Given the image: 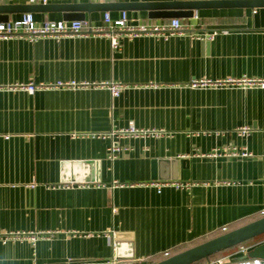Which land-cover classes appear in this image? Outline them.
Returning <instances> with one entry per match:
<instances>
[{
    "label": "crops",
    "instance_id": "obj_1",
    "mask_svg": "<svg viewBox=\"0 0 264 264\" xmlns=\"http://www.w3.org/2000/svg\"><path fill=\"white\" fill-rule=\"evenodd\" d=\"M108 11L114 19L126 11L134 24L174 19L151 18L144 10L137 18L129 10ZM106 12L86 13V20L101 27ZM23 14H12L10 20ZM33 15L37 21L65 20L61 11ZM180 19L195 33H219L212 40L189 32L168 38L123 36L118 49L106 35L93 32L36 41L0 38V229L53 233L35 244H0V264H153L263 217L264 89L191 84L264 78V7L205 8ZM72 80L113 81L126 88L113 97L106 87L49 88L31 94L18 86ZM131 124L166 134L114 139L91 135ZM240 126L254 131L241 137L234 131ZM227 146H246L253 156H202ZM160 158H177L178 179L173 181L194 186L159 191L150 185L152 162ZM65 161H99L101 181L63 182ZM113 231L134 242L135 260L115 259L109 237ZM263 239L214 260H249V251Z\"/></svg>",
    "mask_w": 264,
    "mask_h": 264
},
{
    "label": "built area",
    "instance_id": "obj_2",
    "mask_svg": "<svg viewBox=\"0 0 264 264\" xmlns=\"http://www.w3.org/2000/svg\"><path fill=\"white\" fill-rule=\"evenodd\" d=\"M32 3L48 4L55 1L63 0H31ZM103 33L106 35L111 45L114 49L120 47L121 37L134 38L142 35H157L168 38L174 34H180L184 32H189L191 37H198L200 39L212 40L219 33V31L214 30L211 32L195 33L189 29L187 25L182 23L180 18H174L170 22L162 24H148V23H137L131 22L130 17L126 11L122 12L121 17L112 18L111 13L107 11L104 16V25L101 27H93L86 19L85 20H62V21H37L34 18L33 13H24L20 19L9 20L7 22H0V38H11V37H26L31 41H36L40 38L46 36H71L80 35L85 33ZM223 32H227L224 30ZM20 88L25 89L28 93H35L37 90L42 89H77V88H88V87H106L109 89L113 97H117L126 88L124 83L119 82H106V83H93L88 81L78 82L72 81H58L52 84H35L33 82L27 85H18ZM192 87H241L243 89L248 88H262L264 89V78L256 77H242V78H229V79H218V80H200L193 81ZM234 131L241 137H247L250 135L254 128L252 126H240L234 129ZM204 134H211V132H203ZM216 135L223 134V131H212ZM166 134L163 130L157 129H143L138 128L131 124L127 128L114 129L107 133L101 134H91L94 137L102 138H124V137H146L152 136H162ZM118 150L114 147L113 152ZM112 158L115 157V153H112ZM202 156L209 157H237V158H247L253 156V153L249 151L246 146H227L220 149H215L211 153L202 154ZM150 185L156 187L161 191L164 187H175L182 190H190L194 183L191 181H173V180H153L149 183ZM116 211V209H114ZM262 216H264V208L261 211ZM226 230V227H224ZM49 234L45 232H20V231H8L0 229V244H8L11 242L25 241L29 240L32 243H36L38 239L48 237ZM116 232L113 231L109 234L112 240L115 239ZM243 252L247 253L249 248H243ZM165 256H170V252L166 251ZM224 260H211L207 264H224ZM236 264H264V260L260 259H249L242 260Z\"/></svg>",
    "mask_w": 264,
    "mask_h": 264
},
{
    "label": "water",
    "instance_id": "obj_3",
    "mask_svg": "<svg viewBox=\"0 0 264 264\" xmlns=\"http://www.w3.org/2000/svg\"><path fill=\"white\" fill-rule=\"evenodd\" d=\"M258 8L264 7V0H214V1H171V2H101L89 0L74 3L48 4H0V21L7 22L12 14L33 13L38 11H61L65 20H85L86 13L108 10H129L138 17L141 10L148 11L151 18H190L195 10L205 8ZM154 180H177L178 159L160 158L152 162ZM63 182H100L99 161H65L63 164ZM264 235V216L228 231L222 235L176 253L153 264H194L203 259L242 245ZM115 259L119 261L135 260L134 242L120 235L114 239ZM250 259L264 260V239L248 253Z\"/></svg>",
    "mask_w": 264,
    "mask_h": 264
},
{
    "label": "trees",
    "instance_id": "obj_4",
    "mask_svg": "<svg viewBox=\"0 0 264 264\" xmlns=\"http://www.w3.org/2000/svg\"><path fill=\"white\" fill-rule=\"evenodd\" d=\"M237 247V246H236ZM233 248H235V247H233ZM232 249V248H231ZM230 249H228V250H225V251H223V252H220V253H218V254H215V255H213V256H211L209 259H203V260H201V261H198V262H196V263H203V262H207L208 260L210 261V260H214V259H216V258H219V257H221V256H224V254L226 253V252H228ZM174 254H176V253H174ZM173 253H172V255H174ZM164 259H166V258H164ZM196 263H194V264H196Z\"/></svg>",
    "mask_w": 264,
    "mask_h": 264
},
{
    "label": "rangeland",
    "instance_id": "obj_5",
    "mask_svg": "<svg viewBox=\"0 0 264 264\" xmlns=\"http://www.w3.org/2000/svg\"><path fill=\"white\" fill-rule=\"evenodd\" d=\"M261 236H264V235H261ZM261 236H260V237H261ZM248 242H249V241H248ZM246 243H247V242H246Z\"/></svg>",
    "mask_w": 264,
    "mask_h": 264
}]
</instances>
